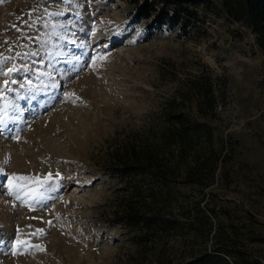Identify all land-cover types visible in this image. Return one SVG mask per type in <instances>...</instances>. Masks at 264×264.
Segmentation results:
<instances>
[{
	"label": "rangeland",
	"instance_id": "374dc122",
	"mask_svg": "<svg viewBox=\"0 0 264 264\" xmlns=\"http://www.w3.org/2000/svg\"><path fill=\"white\" fill-rule=\"evenodd\" d=\"M131 10L123 0H0V106L9 104L0 112V264H185L201 255L239 264L237 251L264 264L256 35L211 13L189 37L148 32ZM205 80L214 110L199 117L202 98L183 94ZM174 97L208 125L225 158L207 189L182 176L154 201L137 198L176 230L133 231L116 219L124 184L109 173L128 141L153 140ZM134 181L144 192L153 185Z\"/></svg>",
	"mask_w": 264,
	"mask_h": 264
},
{
	"label": "trees",
	"instance_id": "16d2710c",
	"mask_svg": "<svg viewBox=\"0 0 264 264\" xmlns=\"http://www.w3.org/2000/svg\"><path fill=\"white\" fill-rule=\"evenodd\" d=\"M123 1L132 8V22L144 23L148 32L166 27L176 29L180 37H189L204 25L207 13H211L227 21L244 24L256 35L257 43L264 52V0ZM189 87L183 95L191 94L199 102L202 98L196 111L199 117H206L209 110H214L215 101L210 80L204 84L194 82ZM161 114L160 121L154 125L153 140L145 143L136 139L128 141L123 145L121 152L116 153L117 166L111 168L109 173L120 178L124 184L122 211L117 212L116 219L133 231L176 230L174 221H159L139 208L135 202L138 201L137 198L154 201L169 189L171 183L182 176L186 183L207 189L211 182L203 181L213 179L225 158V155L220 153L224 146L220 152L214 148L211 129L206 123L194 119L189 111L186 112L183 99L174 97L166 101ZM202 142L205 146L200 147ZM135 179L142 182L150 179L153 185L144 192L139 184L135 183ZM217 252L231 256L233 250L221 249ZM237 253L239 264H261L243 256L242 252ZM218 259L227 264L223 258ZM185 264L212 262L208 256L201 255Z\"/></svg>",
	"mask_w": 264,
	"mask_h": 264
},
{
	"label": "snow or ice",
	"instance_id": "6c2138e0",
	"mask_svg": "<svg viewBox=\"0 0 264 264\" xmlns=\"http://www.w3.org/2000/svg\"><path fill=\"white\" fill-rule=\"evenodd\" d=\"M64 2L70 3L71 0H64ZM60 14H61V13H51L50 15H60ZM29 26H30V25H29ZM101 59H103V57H101ZM93 62H95V58H93ZM14 71H16L15 67H13V68H9V69H8V72L5 73V75H9V74H11V73L14 72ZM4 83H5V85H7V84H8V81L5 80ZM12 83H15V81H12ZM28 83L31 84V81H28ZM22 86H23V85H22ZM8 90L10 91L11 89H8ZM0 99H3V90H0ZM8 107H9V104H8V103H5V104H3L2 106H0V112H2V113L4 114L5 117L7 116V109H8ZM0 123H3V118H0ZM17 139H18V137H17ZM57 175H59V174H57ZM50 178H51V174H49V176H46V177H45V181H47V180L50 179ZM12 179H13V180H16V179H19V180H26V179H28V178H27V177H24V176H20V177H15V176H13ZM16 198L19 199V196H17Z\"/></svg>",
	"mask_w": 264,
	"mask_h": 264
}]
</instances>
